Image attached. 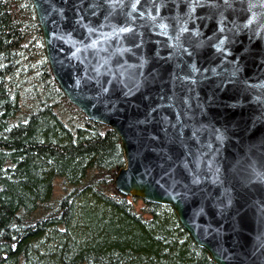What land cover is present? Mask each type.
I'll use <instances>...</instances> for the list:
<instances>
[{
    "label": "water",
    "instance_id": "water-1",
    "mask_svg": "<svg viewBox=\"0 0 264 264\" xmlns=\"http://www.w3.org/2000/svg\"><path fill=\"white\" fill-rule=\"evenodd\" d=\"M31 1L59 86L120 139L115 189L264 264V0Z\"/></svg>",
    "mask_w": 264,
    "mask_h": 264
},
{
    "label": "trees",
    "instance_id": "trees-1",
    "mask_svg": "<svg viewBox=\"0 0 264 264\" xmlns=\"http://www.w3.org/2000/svg\"><path fill=\"white\" fill-rule=\"evenodd\" d=\"M116 132L65 95L31 0H0V264H216L174 209L118 192Z\"/></svg>",
    "mask_w": 264,
    "mask_h": 264
}]
</instances>
